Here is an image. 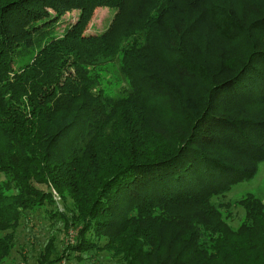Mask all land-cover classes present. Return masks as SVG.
Listing matches in <instances>:
<instances>
[{
    "label": "trees",
    "instance_id": "trees-1",
    "mask_svg": "<svg viewBox=\"0 0 264 264\" xmlns=\"http://www.w3.org/2000/svg\"><path fill=\"white\" fill-rule=\"evenodd\" d=\"M101 6L111 24L87 33ZM262 163L264 0H0V234L54 204L31 178L72 198L65 227L81 228L44 264L104 250L128 264H264V216L234 229L217 209Z\"/></svg>",
    "mask_w": 264,
    "mask_h": 264
},
{
    "label": "rangeland",
    "instance_id": "rangeland-1",
    "mask_svg": "<svg viewBox=\"0 0 264 264\" xmlns=\"http://www.w3.org/2000/svg\"><path fill=\"white\" fill-rule=\"evenodd\" d=\"M52 11V10H49ZM80 8H72L69 10L57 26L58 32L63 30L77 21ZM115 11L106 6L98 7L91 16L88 24L87 33L97 34L108 28L111 24ZM113 72H117L113 69ZM103 76H106L104 71H101ZM112 77V76H111ZM114 80H111L115 86V91H122L127 87L121 76L117 78L114 73ZM144 114L149 109L143 108ZM154 113L151 111L150 113ZM164 113V112H163ZM156 112L155 116L159 117L164 123L174 125L181 123L183 118H173L170 115ZM8 174L0 173V181H7ZM31 188L41 192L52 193L54 200L52 205L46 204L33 211L23 214L19 224L15 227L5 229L0 234V238L11 236L13 245L11 250H8L4 257H1V264H44L43 256L47 252L46 247L53 244L51 247H56L59 253H63L67 248L74 246L77 242L78 229L74 227L66 228L62 214L70 218L75 207L74 201L68 196L64 201L57 191L47 186L41 178L36 180L30 179ZM17 195V193H14ZM218 211L222 215V219L227 227L239 229L250 219L252 213L258 216H264V163L259 165L258 173L251 181L240 183L230 189L224 196L218 199ZM259 217V218H260ZM264 232V228L260 227ZM264 234L260 235L259 239H263ZM106 241H102L105 244ZM128 259L123 254H113L104 250L94 254H73L67 260L64 258L57 264H128Z\"/></svg>",
    "mask_w": 264,
    "mask_h": 264
}]
</instances>
